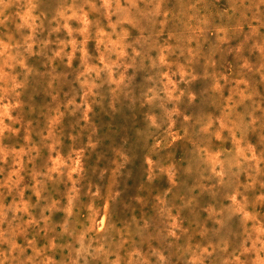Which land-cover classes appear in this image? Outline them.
I'll use <instances>...</instances> for the list:
<instances>
[{
  "label": "rangeland",
  "instance_id": "obj_1",
  "mask_svg": "<svg viewBox=\"0 0 264 264\" xmlns=\"http://www.w3.org/2000/svg\"><path fill=\"white\" fill-rule=\"evenodd\" d=\"M0 264H264V0H0Z\"/></svg>",
  "mask_w": 264,
  "mask_h": 264
}]
</instances>
